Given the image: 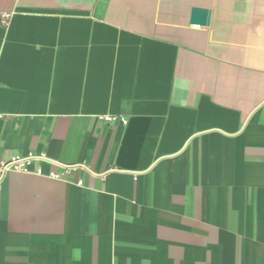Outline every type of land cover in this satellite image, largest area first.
<instances>
[{"label": "crops", "instance_id": "crops-1", "mask_svg": "<svg viewBox=\"0 0 264 264\" xmlns=\"http://www.w3.org/2000/svg\"><path fill=\"white\" fill-rule=\"evenodd\" d=\"M28 154L0 264H264V0H0V162Z\"/></svg>", "mask_w": 264, "mask_h": 264}, {"label": "built area", "instance_id": "built-area-1", "mask_svg": "<svg viewBox=\"0 0 264 264\" xmlns=\"http://www.w3.org/2000/svg\"><path fill=\"white\" fill-rule=\"evenodd\" d=\"M10 14L6 13L3 14V22L6 23L9 18ZM107 121H120L122 124H127V120L125 118H117V117H107L105 118ZM48 161L49 159L46 157L45 154H28L27 156H17L10 160L9 162H0V179L6 174L7 172H21V173H30V167L34 161ZM41 173V171H38ZM53 177L59 178V175L52 174Z\"/></svg>", "mask_w": 264, "mask_h": 264}, {"label": "water", "instance_id": "water-1", "mask_svg": "<svg viewBox=\"0 0 264 264\" xmlns=\"http://www.w3.org/2000/svg\"><path fill=\"white\" fill-rule=\"evenodd\" d=\"M211 11L205 8H193L191 13V24L206 26L210 23Z\"/></svg>", "mask_w": 264, "mask_h": 264}]
</instances>
